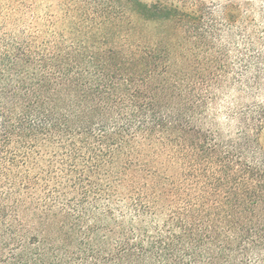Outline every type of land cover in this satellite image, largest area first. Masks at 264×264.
<instances>
[{"label":"trees","instance_id":"obj_1","mask_svg":"<svg viewBox=\"0 0 264 264\" xmlns=\"http://www.w3.org/2000/svg\"><path fill=\"white\" fill-rule=\"evenodd\" d=\"M0 264H264V0H0Z\"/></svg>","mask_w":264,"mask_h":264}]
</instances>
